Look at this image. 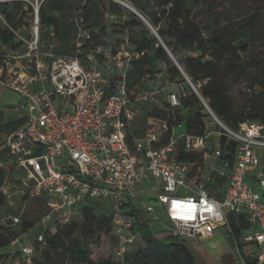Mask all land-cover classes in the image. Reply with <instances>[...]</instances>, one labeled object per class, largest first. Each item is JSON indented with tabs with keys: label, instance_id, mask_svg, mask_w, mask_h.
<instances>
[{
	"label": "built area",
	"instance_id": "1",
	"mask_svg": "<svg viewBox=\"0 0 264 264\" xmlns=\"http://www.w3.org/2000/svg\"><path fill=\"white\" fill-rule=\"evenodd\" d=\"M15 1L31 7L32 17L30 25L15 27L0 11V25L14 35V43H0V90L17 93L25 111L24 125L0 145L8 156L0 166L14 172L2 189V220L20 223L18 208L38 197L48 199L44 222H68L77 211L80 215L81 206H90L112 218V256L122 259L144 244L146 222L165 221L168 235L203 241L219 229L229 230L228 215L235 213L249 223L235 238L242 263L241 245L264 264V123L229 127L179 63L205 107L204 135L188 133L184 121L171 126L166 118L148 115L153 108L166 109L176 121V113L184 112L172 88L177 85L165 72L155 79L147 75L146 89L129 85L133 64L146 51L138 50L127 33L97 41L94 32L100 28L90 27L78 10L72 17L75 49L60 52L54 28L48 38L42 35L40 11L47 0L0 3ZM213 124L220 129L213 130ZM223 136L237 143L233 158L225 156L230 151ZM181 151L202 155V164L182 161ZM215 174L228 183L222 198L208 187ZM37 240L44 241L43 232ZM23 251L30 255L33 249Z\"/></svg>",
	"mask_w": 264,
	"mask_h": 264
},
{
	"label": "trees",
	"instance_id": "2",
	"mask_svg": "<svg viewBox=\"0 0 264 264\" xmlns=\"http://www.w3.org/2000/svg\"><path fill=\"white\" fill-rule=\"evenodd\" d=\"M127 1L150 22L163 44L136 13L114 0L45 1L40 11L43 38H48V30L54 28L57 50L74 51L75 26L72 17L76 11L82 10L88 25L100 28L99 32H94L97 41H102L112 26L118 29L116 34L127 33L138 50L146 51V55L133 64L128 79L131 87L146 89L149 86L146 76L155 79L162 72L177 85L185 116L176 113L175 121L173 114L160 108L148 110V115L166 118L171 126L184 121L188 133L204 135L205 107L194 91L187 90L186 79L170 56L171 53L178 57L180 52H184L186 55L178 58V63L193 83L200 85V94L229 127L237 129L243 122L264 123V53L254 54L252 50L254 42L264 39V0H230L232 18L221 7L223 0ZM0 11L15 27L24 23L30 25L32 8L23 2H1ZM123 15L128 19L122 24L108 26L105 23V16L114 19ZM0 43H14L12 32L1 25ZM242 83L246 85L243 89ZM238 86L241 87L242 99L237 103L232 90ZM7 117L10 119L7 120ZM24 123V118L10 116L0 104V145L5 136ZM167 140L168 135L162 143ZM222 143L227 144L230 151L225 156L233 158L237 143L226 136L222 137ZM7 157V153L0 149V163ZM180 159L184 162H203L202 155L183 151L180 152ZM12 173L10 166H0V250L31 230L50 211L48 199L38 197L27 202L23 210V207L18 208L16 213H21L20 223L14 224L12 219L3 221L6 196L2 189ZM227 185L225 178L215 174L208 187L215 196L222 198ZM33 203L40 206L39 214L33 219L24 217L26 209ZM79 210V220L57 223L55 230L45 229L44 241L36 239L37 246L32 254L22 250L30 264H197L196 256L186 241L161 230L155 231L154 224L148 222L142 227L144 244L128 252L124 258L116 259L112 256L115 244L112 218L90 206H81ZM228 219V233L235 246V238L240 239L249 223L244 215L235 213H229ZM93 245L97 246L96 250H93ZM244 260L246 264H257L251 254L244 256ZM4 263L0 256V264Z\"/></svg>",
	"mask_w": 264,
	"mask_h": 264
},
{
	"label": "rangeland",
	"instance_id": "3",
	"mask_svg": "<svg viewBox=\"0 0 264 264\" xmlns=\"http://www.w3.org/2000/svg\"><path fill=\"white\" fill-rule=\"evenodd\" d=\"M114 1L118 2L120 4H122L120 1H123V2L132 6V4L127 0H125V1L124 0H114ZM231 6L232 5H231L230 0H223L221 3V7L225 10L226 15L229 18L234 17L230 11ZM130 11H132V10H130ZM262 14L264 15V10H263ZM127 19L128 18L124 15L115 17L114 19L109 17V16H105V23L108 26H111L112 24H122ZM30 24H31V21H30ZM144 24L146 25L147 28H149L151 30L152 33H154L153 30L149 27V25H147L145 22H144ZM116 31H118V29L111 26V28L108 29V32H107L108 35L105 36L103 38V40L114 39L116 36V33H115ZM133 34H135V33H133ZM252 50H253L254 54H257L258 52L264 53V39L254 42L252 44ZM185 55H186V53L180 52L179 56L178 57L174 56V58L176 59V61H178L177 60L178 58H181ZM171 59L175 63V61L172 57H171ZM185 86H186L188 91H194L192 86L189 83L186 82ZM242 86H243L242 88L239 86L234 87L232 90V93L235 96L237 103L242 99L241 89L246 87L245 83H242ZM172 88L174 90H177V87H175V86H172ZM0 104H1L2 109L7 114H10V116H12L16 119L20 118L21 116H23L25 114V111H22L19 109V107L21 106L20 96L13 91H10V90L1 91L0 90ZM9 119H10V117L9 118L7 117V120H9ZM211 128L213 130H219L220 126L217 124H213L211 126ZM182 130H183V128H178L179 133ZM149 192L154 193L153 191H148V193ZM142 194L146 195V192H142ZM39 210H40V206L36 203H33V205L31 207L26 209L23 216L26 218H29V219H33L36 214H39ZM78 216H79V213L77 211L76 214L72 215L71 219L79 220L80 218ZM62 223H66V222L62 221ZM52 227H55V229H56V222H44V220L42 219V220L38 221L36 223V225L31 230H29L26 233L21 234L18 237V239L15 242H13L9 247L0 250V256L3 258V261L5 262L4 264H30V262L28 260V256H26L25 254L22 253L23 248H25V247L32 248V249L35 248L37 246L36 245V239L38 238V236L45 229L52 228ZM153 228L155 231L161 230L164 232H168L169 224L165 221H163V223L156 222L154 224ZM55 229H53V230H55ZM227 231H228L227 228L217 231L216 237L214 239H210V240L199 241L197 238H194V237H186V239H185L186 243L189 246V248L194 252V254L196 256V263L197 264H201V262H202L201 260H203L204 262H207L208 264H223L224 263L223 260L227 259V257H229V255H232L236 259L241 260V252L238 250L237 247H234L232 245V243L230 242V235ZM165 241H168V239H165ZM209 243H211V245H209ZM241 251H242L243 257L246 255H249L253 252V250L248 246H243ZM223 255H226V257L222 258Z\"/></svg>",
	"mask_w": 264,
	"mask_h": 264
},
{
	"label": "water",
	"instance_id": "4",
	"mask_svg": "<svg viewBox=\"0 0 264 264\" xmlns=\"http://www.w3.org/2000/svg\"><path fill=\"white\" fill-rule=\"evenodd\" d=\"M125 7L129 8L130 10H132L134 13H136L147 25H149V27L153 30L154 34L158 37V39L160 40V42L163 44L161 38L159 37V35L157 34V32L155 31V29L153 28V26L150 24V22L138 11L136 10L133 6L120 1ZM170 56L174 59L175 64L178 66V62L176 61V59L174 58V56L170 53Z\"/></svg>",
	"mask_w": 264,
	"mask_h": 264
},
{
	"label": "crops",
	"instance_id": "5",
	"mask_svg": "<svg viewBox=\"0 0 264 264\" xmlns=\"http://www.w3.org/2000/svg\"><path fill=\"white\" fill-rule=\"evenodd\" d=\"M225 229V228H224ZM219 230H223V229H219ZM219 230H217V231H219ZM217 231L214 233V235L212 236V237H210V238H207V239H205V240H210V239H214L215 237H216V233H217ZM228 232V231H227ZM230 242H231V240H230ZM209 245H211V243H209ZM234 247H236V245L234 246ZM216 256V255H215ZM217 257V256H216ZM226 257V255H223L222 256V258H225ZM215 260V259H214ZM223 260V259H222ZM202 262H201V264H208L207 262H204L203 260H201ZM223 264H243L242 263V261L241 260H239V259H236L235 257H233L232 255H229V257H227V259H224L223 260Z\"/></svg>",
	"mask_w": 264,
	"mask_h": 264
}]
</instances>
